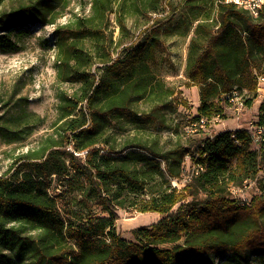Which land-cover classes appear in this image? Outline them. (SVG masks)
<instances>
[{"label": "trees", "instance_id": "trees-1", "mask_svg": "<svg viewBox=\"0 0 264 264\" xmlns=\"http://www.w3.org/2000/svg\"><path fill=\"white\" fill-rule=\"evenodd\" d=\"M59 1L27 0L11 12L17 16L9 12L11 22L1 16L0 29L54 22ZM159 3L91 0L88 14L56 27L57 78L78 86L57 92L51 131L0 173V264H214L209 258L216 255L248 262L250 252L264 250V140L254 145L247 129L192 137L201 135L198 128L186 131L184 142L179 136L162 141L149 130L166 127L167 110L182 103L151 67L158 28L144 30L109 58L104 29L113 5L124 29L125 9L155 12ZM186 4L189 24L196 22L186 61L188 83L199 95L191 122H209L223 115L232 90L250 94L245 105L257 96V75H264V4L257 16L224 1ZM94 57L104 63L97 75L90 71ZM258 116L256 124L264 126V97ZM43 120L24 98L9 102L0 143L26 137ZM186 155L192 172L180 188L171 186ZM54 176L61 177V189L50 194ZM249 181L259 192L249 201L234 198L232 187ZM118 209L161 217L133 228L129 241L115 232Z\"/></svg>", "mask_w": 264, "mask_h": 264}, {"label": "rangeland", "instance_id": "rangeland-1", "mask_svg": "<svg viewBox=\"0 0 264 264\" xmlns=\"http://www.w3.org/2000/svg\"><path fill=\"white\" fill-rule=\"evenodd\" d=\"M23 2L27 0H1L0 18L3 15L6 23L11 22L13 18L9 12H13ZM90 4L91 0H60L56 5L55 10H58V14L54 22L36 21L0 29V120L9 102L19 97L26 100L30 110L44 118L42 124L35 127L26 137L15 142L0 143V173L8 168L16 155L35 146L41 136L51 131V125L57 117V92L59 90L72 92L77 88V82H61L57 78L55 30L57 26L65 24L76 14H88ZM131 8L123 11L124 29H121L117 22L115 4L113 11L108 13L104 33L109 58L114 59L118 56L123 47L140 37L144 30L158 28L160 43L151 67L167 85L176 89V96L182 100V103L167 110L166 127L159 129L158 126L150 125L149 130L160 134L162 141H170L175 136H179L184 142L188 137L187 134L193 132L190 129L193 127L190 123L197 115L199 104L198 87L189 84L186 77L188 47L196 22L189 24L190 13L186 0H160L159 10L155 12L146 11L142 7ZM11 14L17 16L15 13ZM46 18L49 16L47 15ZM87 43L88 50L95 54L94 43L92 41ZM103 64L94 57L90 71L95 75L99 74V68ZM263 85L261 84V87ZM242 95V100L250 96L245 92H242ZM261 100L262 96H256L240 109H235V101H231L230 104L222 103L223 115L213 117L200 128L201 135L195 133L192 137L204 138L208 134L214 135L236 129L251 130L259 120ZM251 147L254 148V145L251 144ZM184 159L181 176L171 179V186L180 188L192 172L193 164L190 156L186 155ZM52 178L49 193L55 194L61 189V177ZM231 192L237 200L249 201L252 195L259 192V189L254 181H249L242 187H232ZM140 194L147 195L146 192ZM60 202H62L61 199ZM117 214L118 218L114 221L115 232L129 241L134 240L131 232L133 228L151 225L161 217L157 212H129L120 209L117 210ZM100 215H106V213ZM247 257L248 262L242 258L232 257L230 254L216 255L209 259L214 264H264V250L250 252ZM190 262H192L191 259L186 260V264Z\"/></svg>", "mask_w": 264, "mask_h": 264}, {"label": "built area", "instance_id": "built-area-1", "mask_svg": "<svg viewBox=\"0 0 264 264\" xmlns=\"http://www.w3.org/2000/svg\"><path fill=\"white\" fill-rule=\"evenodd\" d=\"M224 1L226 3H234L236 5H238V3H245L248 4V12L252 15V16H257L259 14V11L262 7V5L264 4V0H221ZM261 84H264V75L263 74H259L257 75V96H262V98L264 97V85L263 87H261ZM228 100L231 102L235 101V109H240L244 104V99L242 100V95L238 93V91L232 90L229 94H227ZM206 119L205 118H200L198 121L195 122H191V127L190 129L194 132L196 129H200L202 128L205 123H206ZM253 128H251V130H248L251 133V138H252V143L254 145H258L260 142H262L264 140V126L263 125H259V124H255L252 126ZM189 132V131H188ZM209 135V134H208ZM236 141V140H235Z\"/></svg>", "mask_w": 264, "mask_h": 264}, {"label": "bare ground", "instance_id": "bare-ground-1", "mask_svg": "<svg viewBox=\"0 0 264 264\" xmlns=\"http://www.w3.org/2000/svg\"><path fill=\"white\" fill-rule=\"evenodd\" d=\"M221 1V0H218ZM238 6L245 8L246 10H248V4L245 3H238Z\"/></svg>", "mask_w": 264, "mask_h": 264}, {"label": "crops", "instance_id": "crops-1", "mask_svg": "<svg viewBox=\"0 0 264 264\" xmlns=\"http://www.w3.org/2000/svg\"><path fill=\"white\" fill-rule=\"evenodd\" d=\"M198 102H199V100H198Z\"/></svg>", "mask_w": 264, "mask_h": 264}]
</instances>
